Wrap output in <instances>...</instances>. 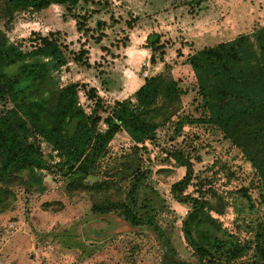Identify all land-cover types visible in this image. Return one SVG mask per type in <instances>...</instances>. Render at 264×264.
<instances>
[{
  "label": "rangeland",
  "instance_id": "obj_1",
  "mask_svg": "<svg viewBox=\"0 0 264 264\" xmlns=\"http://www.w3.org/2000/svg\"><path fill=\"white\" fill-rule=\"evenodd\" d=\"M3 4L0 0V29L11 41L28 46L32 34L51 31L65 45L67 55L81 46L87 51L89 65L69 58L57 75L61 84H82L79 101L88 112L94 103L88 98L90 88L111 105L131 97L144 78L163 69L164 62L187 92L181 97L178 117L157 130L155 141L138 145L139 164L122 170L115 189L107 193L122 197L139 168L145 177L138 199L140 203L150 200L154 225L132 226L115 212L93 213L96 190L69 192V176L43 168L37 171L46 186L42 193H27L20 183L12 186L15 200L0 213V264H160L166 241L185 260L196 263L181 231L188 207L170 190L185 168L166 156L169 147L181 149L192 163L187 192L208 198L213 206L221 203L223 213L212 210L210 214L228 234L254 246L255 234L264 223V188L241 151L216 126L201 121L208 112L197 106L195 75L185 59L205 46L250 34L263 25L264 0H108L104 7L80 2L73 12L80 15L88 32L79 31L77 18L55 4L40 11L15 10L6 24ZM97 21L102 26L95 31ZM152 32L166 42L164 62L150 61L146 37ZM97 35L99 41L94 38ZM180 118L182 123L177 122ZM132 146L125 132L116 134L101 170L87 177L85 184L114 178L105 172L115 159L131 153ZM43 155L50 164L48 155ZM251 254L249 249L243 258Z\"/></svg>",
  "mask_w": 264,
  "mask_h": 264
},
{
  "label": "trees",
  "instance_id": "obj_2",
  "mask_svg": "<svg viewBox=\"0 0 264 264\" xmlns=\"http://www.w3.org/2000/svg\"><path fill=\"white\" fill-rule=\"evenodd\" d=\"M1 1L6 24L15 10L40 11L55 4L74 15L78 30L85 32L90 30L82 25L80 15L73 12L76 6L80 2L103 7L108 3V0ZM101 26L102 22L97 21L94 30ZM99 37L94 38L99 41ZM27 40L28 46L13 42L0 29V213L15 200L14 184L20 183L30 194L42 193L46 186L35 170L50 168L70 177L69 192L80 189L90 194L96 190L93 213L115 212L132 226L154 225L150 200L140 203L138 199L145 177L139 168L134 170L122 197L113 198L107 193L115 189L122 170L129 171L139 164L138 145L155 141L157 130L178 117L181 110V97L187 89L164 62L166 42L156 32L146 37L151 63L163 61V69L144 78L131 97L115 100L111 105H106L90 88L88 98L94 99V103L88 112L79 101L82 84L76 81L61 84L57 75L67 66L69 58L89 65L85 58L87 51L81 46L67 55L65 45L51 31L46 35L32 34ZM185 63L195 75L197 106L208 112L201 121L216 126L241 151L264 188V24L254 27L250 34L196 50L186 57ZM183 121L180 118L177 122ZM101 123L105 124L103 131L99 130ZM120 132L129 136L133 144L131 153L115 159L105 172L114 178L88 186L85 179L99 173L111 141ZM41 142L57 150L60 162L47 163ZM165 151L168 158L185 168L183 177L170 190L179 203L188 207L181 231L198 261L185 260L166 241L160 264H264V223L255 234L254 246L228 234L210 214L212 210L223 213V205L213 206L208 198L187 192L193 177L189 157L181 149L169 147ZM249 249L252 254L244 259Z\"/></svg>",
  "mask_w": 264,
  "mask_h": 264
},
{
  "label": "built area",
  "instance_id": "obj_3",
  "mask_svg": "<svg viewBox=\"0 0 264 264\" xmlns=\"http://www.w3.org/2000/svg\"><path fill=\"white\" fill-rule=\"evenodd\" d=\"M104 129H105V124L101 123L99 125V130L103 131ZM40 146H41V151L48 155L50 164H56L60 162L61 157L58 155L57 150L53 149L52 146L48 145L46 142H41ZM39 170L41 171L42 169ZM35 171L38 170L36 169ZM9 226L12 227V224H10Z\"/></svg>",
  "mask_w": 264,
  "mask_h": 264
},
{
  "label": "crops",
  "instance_id": "obj_4",
  "mask_svg": "<svg viewBox=\"0 0 264 264\" xmlns=\"http://www.w3.org/2000/svg\"><path fill=\"white\" fill-rule=\"evenodd\" d=\"M155 73H156V72H155ZM152 75H153V74H152ZM142 83H143V81H142ZM142 83H141V84H142Z\"/></svg>",
  "mask_w": 264,
  "mask_h": 264
}]
</instances>
